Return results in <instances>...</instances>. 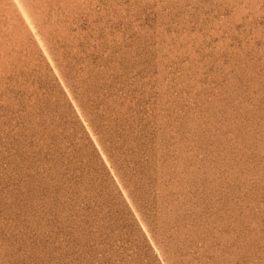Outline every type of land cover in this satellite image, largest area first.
I'll use <instances>...</instances> for the list:
<instances>
[{
	"label": "rangeland",
	"instance_id": "rangeland-1",
	"mask_svg": "<svg viewBox=\"0 0 264 264\" xmlns=\"http://www.w3.org/2000/svg\"><path fill=\"white\" fill-rule=\"evenodd\" d=\"M0 264H264V0H0Z\"/></svg>",
	"mask_w": 264,
	"mask_h": 264
}]
</instances>
